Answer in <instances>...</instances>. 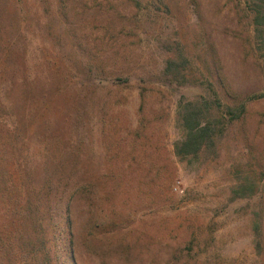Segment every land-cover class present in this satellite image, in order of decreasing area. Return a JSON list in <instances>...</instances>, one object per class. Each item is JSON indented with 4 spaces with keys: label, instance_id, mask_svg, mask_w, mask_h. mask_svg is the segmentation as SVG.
I'll return each instance as SVG.
<instances>
[{
    "label": "rangeland",
    "instance_id": "obj_1",
    "mask_svg": "<svg viewBox=\"0 0 264 264\" xmlns=\"http://www.w3.org/2000/svg\"><path fill=\"white\" fill-rule=\"evenodd\" d=\"M16 37L22 102L50 107L34 138L1 143L0 199L12 207L22 193L24 217L0 223L15 233L0 264H27L37 236L50 264H264V97L215 154H174L182 98L213 100L211 84L224 104L264 91L247 0H0V48ZM16 86L10 117L23 112ZM78 178L85 189H73ZM67 196L73 262L57 232Z\"/></svg>",
    "mask_w": 264,
    "mask_h": 264
},
{
    "label": "trees",
    "instance_id": "obj_2",
    "mask_svg": "<svg viewBox=\"0 0 264 264\" xmlns=\"http://www.w3.org/2000/svg\"><path fill=\"white\" fill-rule=\"evenodd\" d=\"M249 10L252 12V21L254 25V32L258 40H260L259 46L257 48L258 56L261 60V65L264 68V0H247ZM24 61L22 58V52L19 51V39L10 38L5 48H0V149L2 142L7 141H18L27 143L30 138H34L37 133L38 124L42 122L43 118H46V109L50 107H40V108H27L26 101L23 96L24 90L28 85V81L23 75H20V68H23ZM180 62L178 59H169L166 62L165 73L177 78L182 72L180 67ZM18 72V75H17ZM184 75V73H183ZM185 76V75H184ZM181 81V79H176ZM183 82H188L184 80ZM17 85V86H16ZM17 87V91L20 94L21 101L17 104V110L15 112L19 113L23 110L22 117L20 114L14 115L12 113L10 117V112L14 109V103L11 101L12 88ZM69 86V84H68ZM211 90L214 93V99L207 98L205 96H197L192 99L182 98L179 101L177 122L181 131V135L178 140L174 143V154L179 159H198L204 153L205 154H215L218 151L220 139L223 137L224 133L228 129L229 123L240 119L247 112V106L251 101L258 100L264 97L263 92H254L246 95L244 99L239 100L234 98V104H224L216 91L217 89L210 85ZM216 89V90H215ZM22 105L20 106V103ZM51 103V101H49ZM26 107V108H25ZM7 110V112H5ZM7 113V114H6ZM14 119H13V117ZM25 129H29L26 132ZM6 150L9 151L8 148ZM20 154L18 160H15V169H9L8 172L14 175H21L20 171L25 167L24 156ZM10 165L5 160L0 167V170L4 169L7 172ZM12 168V167H11ZM173 172V173H172ZM174 169L169 170L170 180L173 179ZM168 177V178H169ZM20 179V177H19ZM73 189H85L86 181L78 178L73 184ZM21 194H17L16 197L12 198L11 201L15 203L14 206H8L9 202L5 195H2L1 202L4 206L0 210V223L3 218L7 215L11 217H16L20 220L24 217L20 211H22L23 205L21 203ZM67 203L65 208L66 222L65 226L57 225V232L69 240V246L65 247L68 253V261L72 262L75 260V251L73 248V230L71 226V211L70 204L71 196L65 197ZM46 212L43 214H37L35 217L43 222ZM46 218V217H45ZM45 220V219H44ZM46 224V223H45ZM49 228L50 223L46 224ZM15 233H10L6 235V231L0 229V248H5V242L7 238ZM26 246L28 253H33V255L25 257V262L27 264H50V256L47 252V239L45 237H38L36 239L31 238ZM60 248V247H59ZM70 262V261H69Z\"/></svg>",
    "mask_w": 264,
    "mask_h": 264
},
{
    "label": "built area",
    "instance_id": "obj_3",
    "mask_svg": "<svg viewBox=\"0 0 264 264\" xmlns=\"http://www.w3.org/2000/svg\"><path fill=\"white\" fill-rule=\"evenodd\" d=\"M174 189H177L176 187H174Z\"/></svg>",
    "mask_w": 264,
    "mask_h": 264
}]
</instances>
